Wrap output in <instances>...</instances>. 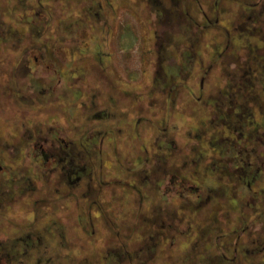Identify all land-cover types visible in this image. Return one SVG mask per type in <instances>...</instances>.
I'll return each mask as SVG.
<instances>
[{
  "label": "flooded vegetation",
  "instance_id": "1",
  "mask_svg": "<svg viewBox=\"0 0 264 264\" xmlns=\"http://www.w3.org/2000/svg\"><path fill=\"white\" fill-rule=\"evenodd\" d=\"M150 1L153 9L145 21L150 24L153 69L149 81L142 84L140 79L133 92L138 114L132 125L140 149L127 155L115 137L119 101L109 96L112 103L105 102L98 76L90 70V59L101 60L105 49H113L110 41L106 43L114 33L107 25L113 16L110 0H74L75 8L59 26L64 34L61 31L55 43H43L57 50L67 41L70 56L58 58L56 73L45 70L41 76L32 71L27 56L16 68L8 65L9 53L25 30L12 29L10 19L1 15L17 14L18 2L6 10L0 0V52L6 51L8 58L0 60L8 66V92L14 87L10 83H20V100L28 106L38 100L46 106L64 100L74 122L70 127L59 120H67L59 113L54 116L59 123L48 122V116L32 120L31 128L22 118L28 137L18 141L29 145H23L22 149L28 147L24 154H17L14 110L0 105V230L11 227L0 236V258L8 264H101L99 255L106 264H169L174 255L168 253L176 251L179 235L189 238L185 248L194 241L190 251L203 244L200 252H189L188 264H264V0L246 7L241 13L246 17L233 28L224 25L222 14L229 12L222 10L220 1L211 11L205 0ZM195 3L198 14L192 11ZM33 7L25 6L22 12L29 14ZM32 14L46 11L40 5ZM233 20L231 25L239 21ZM40 21L45 33L47 19ZM82 31L89 36L80 45ZM207 31L225 32L234 42L228 41L216 54L222 43L207 48ZM238 39L242 43H235ZM207 50L215 51L209 64ZM227 54L231 59L223 64ZM218 64L219 75H214ZM190 105L196 115L189 118L185 111ZM64 125L80 133L68 137ZM183 125L196 139L180 143ZM142 127L160 130L154 153ZM181 144L186 152L176 155ZM105 145L114 156L106 153ZM22 157L30 164L21 163ZM126 191L134 194V202H126ZM17 198L24 203H16ZM64 199L78 211L74 227ZM131 204L138 221L122 218ZM100 213L105 228L98 226ZM21 216V221L16 218ZM80 227L92 235L84 238L92 248L101 242L97 251L83 250L86 244L73 236V229L77 233ZM164 257L166 263L156 261Z\"/></svg>",
  "mask_w": 264,
  "mask_h": 264
},
{
  "label": "rangeland",
  "instance_id": "2",
  "mask_svg": "<svg viewBox=\"0 0 264 264\" xmlns=\"http://www.w3.org/2000/svg\"><path fill=\"white\" fill-rule=\"evenodd\" d=\"M3 1V6L6 8V10H9V6L13 7L15 4H12V2H15V0H2ZM204 1V0H202ZM220 1L219 3L223 5V9L225 8L226 12L229 13H223L222 14V19L225 21L224 25L226 24L227 27L233 28V26H237L240 24L239 19H244L246 15L241 14L242 11L247 10L246 7L252 6L257 0H205L207 3V8L209 9H215L216 5L215 2ZM17 7L14 8L17 14H1L3 18L6 17L7 19H10V26L12 29H15L19 32H23V36H20V41L16 43V47H14V50L11 51L9 54V59L6 58L7 52H0L1 57H5L6 60H10L8 65H11L12 67L14 66L16 68V65L18 64L19 60L21 58H25L26 56L28 57L29 64L31 66L32 71H35L38 73V76H41L43 71L49 70V73H56L57 65L56 62L58 61V58H68L70 56V50L68 47V42H64L63 45H66L65 47L61 45V48L59 47L57 50L54 49L53 47H48L47 45L43 44L44 42H49L50 43H55L56 38L58 37L57 35L63 31L62 29L59 28L60 24L62 23V20L64 18H68L71 14V11L75 8L76 4L74 0H26V2L21 3L20 1H17ZM15 2V3H16ZM105 3H108V0H104ZM111 5L110 7L113 9L112 14L113 16L110 18V21L107 22L108 28L109 26L113 27V35L108 36L106 43L110 41V43L113 45V49L109 50V48L105 49L104 56L102 57L101 60L99 59H90V64L92 66L90 67L91 74L97 75L98 80H99V86H101V92L104 95V100L105 102L112 103V99H115L118 102V109L121 111L118 113L121 119L117 121L118 125L121 126V128L116 127V132H115V137L118 140V142H121V147L119 150L123 154L127 155H134L136 154L137 150L139 153V146H138V131H134V125L133 120L137 118L136 115L138 114V99L136 98L135 95H133V92L138 91V81H142V84L145 82H148V78L151 75V71L153 69L152 63L154 54L151 52V39L149 35V26L150 24L147 22L148 20L145 17V14H150V10L153 9V4L150 0H110L109 2ZM154 3V2H153ZM1 4V5H2ZM26 4V5H24ZM33 4V8H30L29 14H24L22 11L25 9V6ZM41 8L46 11V14H32V12H35L36 6H40ZM151 6V7H150ZM192 11L195 14L199 13V4L195 3L194 5L192 4ZM206 7V6H205ZM222 8V6H221ZM12 10V9H10ZM210 10V9H209ZM196 11V12H195ZM211 11V10H210ZM235 13V14H233ZM36 15V16H35ZM243 15V16H242ZM40 17L46 18L47 19V25H45V33L41 31L40 28ZM213 17V16H212ZM28 18L29 21L28 22ZM234 18V20H239L234 24H230L229 22L231 19ZM109 20V19H108ZM147 20V21H145ZM233 20V21H234ZM234 21V22H235ZM147 24V25H146ZM68 28L70 27V24H68ZM114 25V26H113ZM35 26V27H34ZM66 26V25H65ZM106 24L103 26V30H106ZM65 31H63L64 34ZM206 35L205 43L208 47L214 46V43L219 42V40L222 43V51L221 48L217 50L216 54H220L221 52L224 51V47L228 41L234 42L233 39H229V37L226 35L225 32L222 34L220 33H210L211 37ZM89 34L86 31H82L79 34V42L80 45L83 44V40L88 38ZM234 37V36H233ZM58 39V38H57ZM66 40V39H64ZM95 40V39H94ZM101 43V42H100ZM235 43H242L241 39L236 40ZM233 44V43H232ZM45 45L44 48H42ZM51 48V49H50ZM208 51V57L207 56V63L211 62L214 57L212 54H214L215 51ZM107 52V53H106ZM244 52V51H243ZM227 56V57H226ZM225 56V60L223 64L228 63L227 60L231 59L229 55L227 54ZM224 59V56L221 58V60ZM3 61L0 60V105L5 106V109H13L14 110V132L15 135L13 136L15 140V145L16 146L15 151L16 153L20 154L22 151V154L25 153L26 150H28V147H23V145L26 143H21L18 140H23L24 138H27L28 136L26 133H24L25 126H27V123H31V125L28 124V127L33 128L34 123L38 122L39 120H44L46 117L51 116L48 118V122L50 123H59L60 121H65L69 122V126L71 127V124L74 126V122L70 120V104L65 102L64 100L59 101V100H54L51 103L46 105H40L39 100L36 102L35 105L28 106L24 105L22 101L20 100L19 97V86L21 85L20 83H10L14 84V87L12 89V92H8L6 85L8 84L7 82V67L5 65H2ZM59 63V61H58ZM154 63V62H153ZM211 64V63H210ZM15 70V69H14ZM220 68L219 64L214 67L213 73L214 75H219ZM58 74H61V70L57 72ZM63 73V72H62ZM12 74V73H11ZM69 74V73H68ZM10 75V74H9ZM13 78L16 80L14 77V74H12ZM9 77V76H8ZM11 78V76H10ZM122 87L124 90H122ZM21 89V88H20ZM109 96H112V99L108 98ZM193 106L190 105L189 108L185 111L187 117H193L196 115V112H194ZM23 110V111H21ZM4 112V111H3ZM166 112V110H165ZM165 112H163L165 114ZM7 110L5 111V119L8 117L7 115ZM63 114L64 116L67 117V120L64 119H59L60 121H57V119L54 117L55 114ZM46 115V116H45ZM32 116V119H31ZM10 117V115H9ZM123 117V118H122ZM23 120H25L26 125L23 126V122L20 123ZM34 120V121H32ZM122 120V121H121ZM191 121V120H190ZM40 122V121H39ZM72 122V123H71ZM24 123V124H25ZM121 123V124H119ZM22 124V126H21ZM65 124V123H64ZM165 124H163L164 126ZM182 125V124H181ZM186 125V124H185ZM185 125L180 126L181 130L179 131V138H180V143L186 142L190 138H193L194 135H189L186 131ZM47 126V125H46ZM23 127V128H22ZM45 128V127H44ZM136 128V127H135ZM190 128V127H189ZM194 128V127H191ZM141 133L143 135L144 140L147 141V143L150 144V148L152 153H154L157 149V144L155 142L156 139V134L160 131L157 128H141ZM83 132V131H82ZM63 133L66 136H76L77 133H80L77 131L74 133L73 131H69V127L67 125H64V131ZM177 135V134H176ZM112 137V136H111ZM195 138V137H194ZM196 139V138H195ZM198 142V141H196ZM17 143V144H16ZM29 145V143H26ZM105 150H109L108 153L110 156H114L112 153V148H109L107 145H105ZM153 146V147H152ZM20 147V148H19ZM124 147V148H123ZM18 148V149H17ZM180 149L176 153V155H184L186 152L185 145H182L179 147ZM30 150H33L32 147L29 148ZM97 151V149H95ZM11 154V153H10ZM144 154V153H143ZM23 156V155H22ZM23 158V164L29 165L30 160H27L26 157ZM29 166V170H30ZM113 168H118L117 165L115 164ZM123 170V169H122ZM99 171V170H98ZM97 171V172H98ZM123 173L125 170L122 171ZM126 173V172H125ZM217 182V181H216ZM219 182V181H218ZM226 186V185H224ZM220 187H218L219 190ZM228 189V188H227ZM126 202L131 199V201L134 199V194L132 192L126 191ZM40 192H37L36 195L32 196V201H29V206H32L31 203H33L34 199H36L39 196ZM53 194V192H52ZM51 194V195H52ZM54 197V195H52ZM228 197V196H227ZM129 198V199H128ZM230 198V197H228ZM231 199V198H230ZM16 203L22 202V200H17L15 201ZM26 202V201H25ZM134 202V201H132ZM228 202V201H227ZM24 203V202H22ZM63 203L68 207V210L70 212V215L72 217V224L73 227L78 223V219L76 218L75 214L78 213L76 210V206L74 203H72L71 200L69 199H64ZM230 203V200L229 202ZM135 204V203H134ZM230 206V204L228 205ZM242 206V205H241ZM240 206V207H241ZM16 207H20L16 205ZM231 207V206H230ZM21 208V207H20ZM132 204L130 206V209L128 211H124L123 217L126 218L127 220H137L135 218L134 213L132 212ZM242 208V207H241ZM19 211V210H18ZM8 213V212H6ZM116 213L119 214L116 211ZM127 213V214H126ZM101 214V221L99 222L100 227L105 228V222L103 220L104 215ZM122 214V213H121ZM256 214V213H255ZM261 216V214L259 215ZM197 219H199L198 212L195 213L194 216ZM263 217V216H262ZM4 218V217H2ZM19 220L22 218L21 217H16ZM6 219V218H5ZM23 219V218H22ZM106 220V219H105ZM5 221V220H4ZM7 221V220H6ZM21 221V220H20ZM138 221V220H137ZM130 222V221H129ZM128 222V223H129ZM3 225V224H2ZM6 225V224H5ZM4 225V226H5ZM198 225V224H197ZM6 230H0V236L8 234L7 232L11 229H9L8 226H6ZM195 230L199 229L196 226L194 227ZM202 228V226H201ZM210 229L212 226L209 227ZM5 229V228H4ZM211 231V230H210ZM213 231V228H212ZM5 232V233H4ZM73 236L76 234L78 241H82L81 243H85L86 247L83 248L85 250L86 248L93 249L95 251L98 250L101 244V242H96L93 244V248L90 246L88 241L86 242L84 238L86 237H92V235L89 234V232L86 230L85 227H80L77 231V233L73 229ZM88 232V233H87ZM86 236V237H85ZM194 236V235H193ZM128 238V237H127ZM137 237H133L132 239L128 238L129 240L136 239ZM194 238V237H193ZM88 239V238H87ZM192 239V238H191ZM90 242V241H89ZM130 242V241H129ZM133 242V241H131ZM189 242V238L186 239L184 235H179V241L176 244V251L172 252L169 251V256H173L172 259H170L169 264H188V258L190 254H195L197 251L201 250L203 247V244H199L196 246L195 251L194 249L190 251L192 245H193V240L190 242L189 246L185 248V244ZM192 244V245H191ZM99 246V247H98ZM190 252V254H189ZM200 252V251H199ZM171 253V254H170ZM97 255H99L97 253ZM200 255V254H199ZM168 256V257H169ZM98 263L101 264H106L102 257L99 255L98 258H96ZM192 259V258H191ZM200 259V258H198ZM60 261L62 259H59ZM164 261L166 263V259L164 258H158L156 261ZM55 261V260H54ZM58 261V260H57ZM191 262V261H190ZM189 262V264H190ZM0 264H8L7 259L5 258H0ZM55 264V263H54ZM126 264V263H125Z\"/></svg>",
  "mask_w": 264,
  "mask_h": 264
}]
</instances>
